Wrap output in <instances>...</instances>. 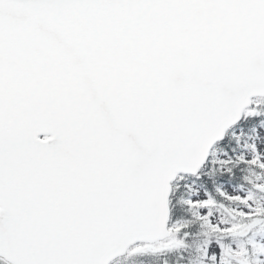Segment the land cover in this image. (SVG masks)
I'll use <instances>...</instances> for the list:
<instances>
[{
	"label": "snow or ice",
	"instance_id": "1",
	"mask_svg": "<svg viewBox=\"0 0 264 264\" xmlns=\"http://www.w3.org/2000/svg\"><path fill=\"white\" fill-rule=\"evenodd\" d=\"M0 264H264V0H0Z\"/></svg>",
	"mask_w": 264,
	"mask_h": 264
}]
</instances>
